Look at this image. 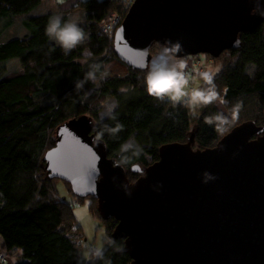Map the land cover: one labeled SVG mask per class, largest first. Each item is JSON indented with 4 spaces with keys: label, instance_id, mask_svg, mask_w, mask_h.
<instances>
[{
    "label": "trees",
    "instance_id": "16d2710c",
    "mask_svg": "<svg viewBox=\"0 0 264 264\" xmlns=\"http://www.w3.org/2000/svg\"><path fill=\"white\" fill-rule=\"evenodd\" d=\"M42 3L0 0V26L20 23L23 32L0 40V250L18 256L17 264H82L84 230L75 209L86 199L74 196L67 183L50 180L44 162L58 129L87 116L108 157L135 183L142 175L133 168L156 164L165 145L186 144L194 136V150L205 151L244 123L264 127V24L241 35L239 50L214 59L221 71L210 83L200 78L203 102L194 115L189 102L147 91L150 73L170 75L166 57L171 55L164 47L152 46L154 64L147 71L117 58L115 35L105 27L114 14L121 26L127 15L123 0L79 1L73 10L83 15L74 22L84 39L67 53L46 34L52 16H31ZM13 59L21 70H8ZM107 102L115 107L106 114ZM61 183L70 202L59 194ZM89 209L106 227L107 247L88 264H132L124 241L112 239L115 219L104 221L93 198Z\"/></svg>",
    "mask_w": 264,
    "mask_h": 264
},
{
    "label": "water",
    "instance_id": "95a60500",
    "mask_svg": "<svg viewBox=\"0 0 264 264\" xmlns=\"http://www.w3.org/2000/svg\"><path fill=\"white\" fill-rule=\"evenodd\" d=\"M263 24L264 0H136L114 51L140 71L152 67L154 44L176 59H219ZM94 131L87 116L62 125L46 171L115 219L112 239L132 264H264V127L244 123L205 151L194 150V136L165 145L156 164L133 168L135 183Z\"/></svg>",
    "mask_w": 264,
    "mask_h": 264
},
{
    "label": "rangeland",
    "instance_id": "374dc122",
    "mask_svg": "<svg viewBox=\"0 0 264 264\" xmlns=\"http://www.w3.org/2000/svg\"><path fill=\"white\" fill-rule=\"evenodd\" d=\"M81 1L87 0H43V3L35 9L31 16H41V15H60L62 18L67 16L68 20L74 22L75 19L80 18L83 15V11L79 9V11L73 10L77 6V3ZM67 20V21H68ZM23 34L20 29V23H16L14 26H0V40H5L4 38L10 35ZM161 50V49H160ZM162 54L165 55L166 52L162 51ZM201 59L205 60V56L201 55ZM194 60V57H188V60L176 59L172 56L166 57V65L169 68L170 76L173 80V89L176 93L179 94V99L174 101L176 103H185L189 102L190 108L194 115H197L201 109L203 96L201 93V81H194L190 86L183 87L179 82V77L184 67H189ZM8 70L10 71H18L21 70L20 61L13 59L7 62ZM154 64V62H153ZM153 66V65H152ZM221 71L220 64H216L213 67H209L207 70V74L205 76V82L210 83ZM199 92L201 95L196 96L195 94ZM167 99L171 100L170 95H163ZM172 101V100H171ZM104 111L105 113L111 112L114 107V102L104 103ZM59 194L64 201H71L70 196L68 195V189L65 187L63 183L58 186ZM90 203L91 198H87L85 203L82 204L81 207H76L75 215L84 230V240L82 243L81 250V261L82 264H88L91 259V249H96L99 254L103 253L106 249L107 244L105 243L107 238L106 227L100 219H96L92 213L90 212ZM2 241V237L0 236V244ZM0 253L3 254L7 261L2 264H17V261L20 260L18 256H7L3 250H0ZM22 260V258H21Z\"/></svg>",
    "mask_w": 264,
    "mask_h": 264
},
{
    "label": "clouds",
    "instance_id": "9594fccd",
    "mask_svg": "<svg viewBox=\"0 0 264 264\" xmlns=\"http://www.w3.org/2000/svg\"><path fill=\"white\" fill-rule=\"evenodd\" d=\"M45 31L49 38L54 39L66 53L84 39V32L77 23L63 20L60 15H53L49 18ZM146 85L150 95L160 97L167 94L170 95L172 101H177L180 98L179 94L173 89L171 76L165 73H150L146 77ZM195 95L199 96L201 94L197 92Z\"/></svg>",
    "mask_w": 264,
    "mask_h": 264
},
{
    "label": "built area",
    "instance_id": "2783aa9c",
    "mask_svg": "<svg viewBox=\"0 0 264 264\" xmlns=\"http://www.w3.org/2000/svg\"><path fill=\"white\" fill-rule=\"evenodd\" d=\"M125 7L127 8V13L135 4L136 0H123ZM118 15L114 14L109 19L105 32L107 34L115 35L117 29L120 27V19H118ZM215 64L214 59H206L203 60L201 58L195 59L193 65L186 70H184L179 77V82L181 86L188 87L194 81H199L201 77H205L207 74V70L209 67H212ZM90 258L93 259L98 255V251L96 249H91ZM0 261H4L2 257H0Z\"/></svg>",
    "mask_w": 264,
    "mask_h": 264
},
{
    "label": "bare ground",
    "instance_id": "6f19581e",
    "mask_svg": "<svg viewBox=\"0 0 264 264\" xmlns=\"http://www.w3.org/2000/svg\"><path fill=\"white\" fill-rule=\"evenodd\" d=\"M181 74H183V73H181ZM78 207H81V206L78 205ZM0 257H2V258L4 259V261H0V264L5 263V262L7 261V258H6L5 256L0 255ZM90 259H91V258H90ZM91 260H92V259H91Z\"/></svg>",
    "mask_w": 264,
    "mask_h": 264
},
{
    "label": "crops",
    "instance_id": "0c3cea01",
    "mask_svg": "<svg viewBox=\"0 0 264 264\" xmlns=\"http://www.w3.org/2000/svg\"><path fill=\"white\" fill-rule=\"evenodd\" d=\"M194 61H195V60H193V62H194ZM193 62H192L190 65H188V66L191 67V66L193 65ZM189 67H184L183 71L186 70V69L189 68ZM183 71H182V72H183ZM182 72H181V73H182ZM180 75H181V74H180ZM98 254H99V252H98Z\"/></svg>",
    "mask_w": 264,
    "mask_h": 264
}]
</instances>
